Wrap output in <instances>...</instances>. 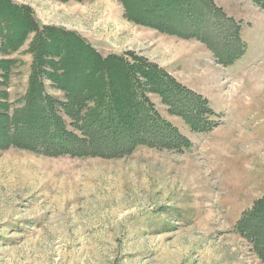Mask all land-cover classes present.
Listing matches in <instances>:
<instances>
[{
    "label": "rangeland",
    "instance_id": "1",
    "mask_svg": "<svg viewBox=\"0 0 264 264\" xmlns=\"http://www.w3.org/2000/svg\"><path fill=\"white\" fill-rule=\"evenodd\" d=\"M14 1L38 3L40 10L33 9L42 25L76 30L91 41L96 33L110 37L103 39L105 55L138 53V42L156 38L145 35L157 32L121 15L119 0L99 1L85 16L75 11L94 0ZM217 1L241 22L242 57L219 63L204 42L179 36L161 50L163 61L172 65L168 71L208 99L218 125L206 133L194 131L150 94L190 147L146 142L110 157L98 150L100 155L52 156L15 144L5 148L0 153V264H264L254 242L237 229L243 213L264 193V9L251 0ZM75 2L77 7L69 8ZM40 15L56 24L42 22ZM208 20L216 22L212 15ZM29 41L16 53L0 54L18 60L10 79L0 84L12 114L28 89ZM159 44L158 49L164 42ZM48 92L62 97L51 86ZM92 125L96 149L101 129ZM113 130L107 140L118 146L125 129ZM255 218L264 226L263 217Z\"/></svg>",
    "mask_w": 264,
    "mask_h": 264
},
{
    "label": "trees",
    "instance_id": "2",
    "mask_svg": "<svg viewBox=\"0 0 264 264\" xmlns=\"http://www.w3.org/2000/svg\"><path fill=\"white\" fill-rule=\"evenodd\" d=\"M251 1L264 9V0ZM119 2L128 21L173 36L197 38L219 63L230 64L246 51L241 22L224 12L216 0ZM209 15L216 21L211 25ZM27 40V52L32 55L28 89L24 104L14 114L8 111L7 91L0 88V153L13 144L52 156L99 151L105 157L127 154L146 142L163 148L190 147L189 138L162 117L150 94H157L168 111L184 117L194 131L206 133L218 125L206 97L143 54L105 55L76 30L42 25L29 4L0 0V54L18 52ZM17 62L0 57V84L10 79ZM49 86L62 97L48 92ZM87 116L92 119L85 121ZM94 123L101 129L96 149L90 131ZM113 127L120 132L125 129L118 146L107 140L113 137ZM256 216L264 218V193L237 224L264 259V226L256 225ZM258 221L262 225L264 220Z\"/></svg>",
    "mask_w": 264,
    "mask_h": 264
},
{
    "label": "crops",
    "instance_id": "3",
    "mask_svg": "<svg viewBox=\"0 0 264 264\" xmlns=\"http://www.w3.org/2000/svg\"><path fill=\"white\" fill-rule=\"evenodd\" d=\"M56 1V0H55ZM99 1H106V0H94V1H92L91 2V4H86V5H80V6H78V11L76 10L75 11V13H76V15L75 16H77L79 13H81V15H86V14H88V13H90L91 14V12H90V10L89 9H91V7L93 6V4H95V3H97V2H99ZM39 2V1H38ZM46 2H48V1H46ZM57 2V1H56ZM71 2H73V1H71ZM216 2L218 3V1L216 0ZM252 3V2H251ZM38 4V3H37ZM36 3H32L31 5L35 8V10L36 11H38V9L40 10V8L39 7H37L36 8V5H37ZM98 4V3H97ZM39 6V5H38ZM75 7H77V3L75 2V4H74V6L73 5H70L69 6V8H75ZM120 12H121V15L124 17V15H123V8L120 6ZM35 11V12H36ZM114 13V12H113ZM72 16H74V14L72 15ZM74 16V17H75ZM40 18L42 19V22H44V23H46V24H54V23H52V21H46V18L44 17V16H42V15H40ZM117 18V17H116ZM50 19V18H49ZM129 22V21H128ZM56 24V23H55ZM140 26V25H139ZM145 27V26H144ZM145 28H147V29H150V30H152V32H157V33H153V34H155V35H152V34H150V35H145V37L146 36H153V37H156V38H153L154 40H152V38H145L142 42H138V44H137V48H135L136 50H140V52H138V53H140V54H143V55H145L146 57H148L149 59H152V60H154V61H156L158 64H160L161 66H164V68H166L167 70H169L170 69V67L172 66V65H170L171 63H169V62H167V61H163L164 59H166L164 56H162V50H161V48L162 47H164V45H166L164 48H166V47H171L172 46V44H174L173 42H174V40H173V35H168V34H166V35H168V36H166L165 34L164 35H162L163 33H159L158 32V30H156V29H152V28H149V27H145ZM158 33H159V35H158ZM85 36V35H84ZM171 36V37H170ZM92 38H93V41H91L90 39V41H91V43L96 47V48H98L100 51H102V50H104V47L106 48V46H107V44H106V42H104L103 41V39H105V40H107V42L108 41H111L110 40V37H108V36H104V35H99L98 33H96V34H93V36H91ZM91 38V39H92ZM121 38L122 39H124V40H126V38H125V35H122L121 36ZM153 42H156V43H153ZM158 42V43H157ZM159 42H164V44H163V46H161L159 49H158V47L156 46V45H160L159 44ZM149 44H153L154 45V47L152 48V49H150V50H148V48L147 49H144V46H150V47H152L151 45H149ZM133 49V48H132ZM169 63V64H168ZM173 64V63H172Z\"/></svg>",
    "mask_w": 264,
    "mask_h": 264
}]
</instances>
